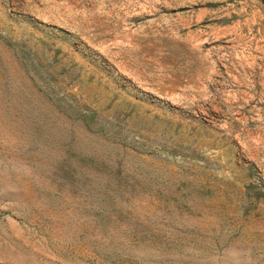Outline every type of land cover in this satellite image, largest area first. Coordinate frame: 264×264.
<instances>
[{
    "label": "rangeland",
    "instance_id": "rangeland-1",
    "mask_svg": "<svg viewBox=\"0 0 264 264\" xmlns=\"http://www.w3.org/2000/svg\"><path fill=\"white\" fill-rule=\"evenodd\" d=\"M0 264H264V4L0 0Z\"/></svg>",
    "mask_w": 264,
    "mask_h": 264
},
{
    "label": "trees",
    "instance_id": "trees-1",
    "mask_svg": "<svg viewBox=\"0 0 264 264\" xmlns=\"http://www.w3.org/2000/svg\"><path fill=\"white\" fill-rule=\"evenodd\" d=\"M259 1H260L261 3L264 4V0H259ZM78 117H79L80 119H82V120L85 122V120H84L85 115H83V114H79ZM89 123H90L91 126H92V120H91ZM85 124L88 125V122H85ZM92 127H93V126H92ZM95 127H96V126H95ZM93 129L97 130L98 128L96 127V128H93Z\"/></svg>",
    "mask_w": 264,
    "mask_h": 264
}]
</instances>
